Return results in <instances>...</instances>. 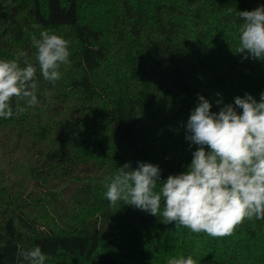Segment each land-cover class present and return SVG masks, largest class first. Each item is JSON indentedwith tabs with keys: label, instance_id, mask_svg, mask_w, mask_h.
Returning <instances> with one entry per match:
<instances>
[{
	"label": "trees",
	"instance_id": "trees-1",
	"mask_svg": "<svg viewBox=\"0 0 264 264\" xmlns=\"http://www.w3.org/2000/svg\"><path fill=\"white\" fill-rule=\"evenodd\" d=\"M261 6L264 0H0V59L26 53L21 59L35 64L30 38L41 30L70 41L71 52L55 86L37 71V107L0 118V264H22L18 249L37 245L46 264H138L147 246L166 254L157 249L162 217L123 202L111 207L105 178L138 162L158 165L161 182L185 172L197 147L185 137L198 95L212 112L246 93L260 100L264 61L233 51L242 23L236 13ZM224 239L212 264H264V220H245ZM238 246L247 248L242 256Z\"/></svg>",
	"mask_w": 264,
	"mask_h": 264
},
{
	"label": "clouds",
	"instance_id": "clouds-1",
	"mask_svg": "<svg viewBox=\"0 0 264 264\" xmlns=\"http://www.w3.org/2000/svg\"><path fill=\"white\" fill-rule=\"evenodd\" d=\"M236 15L242 23L233 52L264 61V6ZM30 46L35 49V64L21 59L26 53L0 59V118H19L37 107V71L55 86L62 78L61 67L71 62L70 41L54 31L33 33ZM211 109L209 100L198 95L185 137L197 147L185 172L161 182L158 165L138 162L132 169L125 163L105 178L110 206L123 202L162 217L165 224L174 222L177 230L186 228L212 238L233 235L245 220H264V92L259 101L246 93L218 112ZM17 256L22 264H46L50 259L38 245L18 249ZM167 264L199 262L192 255H180L169 258Z\"/></svg>",
	"mask_w": 264,
	"mask_h": 264
},
{
	"label": "rangeland",
	"instance_id": "rangeland-1",
	"mask_svg": "<svg viewBox=\"0 0 264 264\" xmlns=\"http://www.w3.org/2000/svg\"><path fill=\"white\" fill-rule=\"evenodd\" d=\"M98 179L93 180L96 183ZM72 187L65 193L66 197L71 196ZM72 207L69 208V211ZM55 219H58L55 214ZM187 235L192 238H187ZM159 246L157 249H165L166 254L155 255L153 251L147 246L144 249L147 251V256L141 258L138 264H167V260L174 256L183 255L185 258L188 255H192L199 264L207 262L209 264L218 262L219 254L225 250L226 241L224 238H212L203 233L195 234L190 232L188 229L180 228L177 230L175 223L167 224L165 233L161 239H157ZM232 240H230V243ZM154 243V239H153ZM231 249V247H230ZM233 250V249H231ZM247 248H240L239 246L233 250L237 255L242 256L246 252ZM236 255V257H237ZM148 259V260H147ZM238 261V257L236 259ZM226 262V261H224ZM240 264H249V260L242 259Z\"/></svg>",
	"mask_w": 264,
	"mask_h": 264
}]
</instances>
